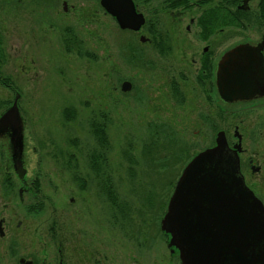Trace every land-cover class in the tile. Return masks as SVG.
Wrapping results in <instances>:
<instances>
[{
    "label": "rangeland",
    "instance_id": "rangeland-1",
    "mask_svg": "<svg viewBox=\"0 0 264 264\" xmlns=\"http://www.w3.org/2000/svg\"><path fill=\"white\" fill-rule=\"evenodd\" d=\"M62 1L65 4L53 0V7L44 12L22 7L12 10L14 0L0 2V48L5 54L0 72L14 80V91L0 84V114L18 92L26 179L35 181L19 204V181L13 174L12 221L28 223L34 246L41 245L47 228L60 230L70 257V238L76 230L108 234L107 245L119 253V244L134 250L135 241L123 236L118 225V213L125 212L132 218L126 229L137 227L135 217L143 219L138 224L146 232L138 240L152 233L158 238L152 251L145 243L137 249L143 264L156 260L179 264L178 255L169 254L159 221L183 169L196 154L215 144L218 131L223 130L231 144L237 141L234 130L238 128L244 149L239 155L241 172L245 183L264 200V98L221 108L212 94L208 104L196 86L197 65L192 63L201 45L190 34H183L188 41L180 46L184 55L169 60L166 48L143 44L139 34L120 29L103 13L99 0ZM158 3L160 7L163 0ZM257 3L248 2L251 12L245 18L246 26L223 28L217 54L239 42L261 39L264 26L256 20ZM160 20L167 29L168 14L161 13ZM143 34L149 37L146 31ZM66 45L72 50L67 51ZM141 54L151 66L140 60ZM180 68L187 78L186 95L177 104L169 92L168 77L169 71L171 76ZM124 80L132 83L128 91L121 90ZM65 107L75 109L74 120L63 119ZM92 120L106 122L104 147L91 132ZM94 153L105 162L92 170ZM2 159L0 204L4 196L1 181L7 177ZM251 166L259 170L253 172ZM104 182L113 186L117 205L102 190Z\"/></svg>",
    "mask_w": 264,
    "mask_h": 264
},
{
    "label": "flooded vegetation",
    "instance_id": "flooded-vegetation-1",
    "mask_svg": "<svg viewBox=\"0 0 264 264\" xmlns=\"http://www.w3.org/2000/svg\"><path fill=\"white\" fill-rule=\"evenodd\" d=\"M55 1L57 2V0ZM58 1L61 2L62 5L64 4V1ZM132 1L136 12L143 15L144 23L137 31L124 30L139 34V40L143 44L151 42L159 50L166 48L165 50L167 51L169 60L173 59L172 56L178 54L184 55L183 52H180L183 48L180 47L181 44H188V41L183 35L184 33L190 34L191 40L197 43L198 46L201 45V50L197 58H193L192 63L193 65H197V75L195 76V80L197 81L196 86L201 89L200 92L203 93L206 103L209 104L212 101V94H214L215 103L221 108L223 104L248 103L264 98V86L262 81V78L264 79V48L262 50L261 59L262 68L260 70L259 63L257 62L259 70L255 66L252 73L253 78L258 84L256 87L254 85L255 88L253 87V90L251 89L252 91H250L251 93L249 95L231 99V97H228L223 92L220 85V78H222V55L225 51L233 47L224 51L220 50L218 54L216 53L217 46L221 45L223 39V8L225 7L231 10L232 17L238 16L239 11H249L250 13L249 0L247 2V9L240 7L243 0H163V4L160 7L158 6V0V5L156 4V0ZM0 2H2V0H0ZM52 2L53 0H14V3L10 4V7H12V10H17V8L22 7L27 11L31 9L33 11L42 10L44 12L53 7ZM234 2V7H231L230 3L233 4ZM101 9L105 15L110 16L116 22L115 18L106 12L102 6ZM161 13L168 14V18L170 19L168 20L169 27H167V29L162 27V22L160 23ZM225 19L227 22L230 20V18ZM227 27L235 28L237 26L231 24ZM145 31L149 34V37L143 34ZM141 37H144V40H141ZM260 40L261 39L255 42L246 40L237 44L250 43L256 45ZM0 42H2L1 36ZM176 45L179 47L176 48ZM4 55V51L0 48V70L4 63ZM141 58L142 54L140 55V60H142L143 63L149 64V62L144 61V58ZM170 68L172 69L171 64H169V70ZM186 82L187 78L182 68L179 69V72L172 73L171 76L169 71V92H171L172 97L177 100V104H181L185 100L186 93L183 85H185ZM0 84L3 88L14 91L13 78L8 74L5 75L3 71L2 73L0 72ZM6 110L0 114V117ZM203 117L207 119L206 115ZM22 132L23 125L20 135L10 124L3 125L0 123V157L3 158V171L7 173L5 180L1 181L2 188L4 189V196H2L3 202L0 204V264H143L141 259L142 255L139 254L137 249H140L141 246H143L142 243H145V246L149 244L152 251L154 247L153 241L154 239L158 240V238L156 235H152L154 234L152 233L150 237L146 236L144 239L138 240V235H141L143 231L144 233L146 232V230H142L141 222L138 224V222L143 219L142 217H135L134 226L136 225L137 227H129L126 229V225L130 223L128 220L131 221L132 218L127 217V213L125 212L118 213V225L124 231L123 236H127L135 241V248L134 250H126L125 245L119 244V249H121L120 253L122 252L121 255L123 256L120 255L119 250H112L110 246L107 245L106 242L109 239V235L104 233L96 234L95 232L84 233L81 232V230H76V232L73 231L72 233L75 234H71L70 238L73 242L70 257L68 253L69 247L65 243L66 238L58 234L61 231L54 227L47 228L41 235V245L34 246L31 244L32 235L28 223H25L23 219L13 223V215H10L13 207V205L11 207V204H13L14 198L13 174L17 176L19 181L17 190L19 204L24 201L25 194L30 192L35 185V181H28L26 179V168L24 166L25 142ZM234 143L235 142L232 141L229 145L232 146ZM243 151L244 149L240 154L243 153ZM248 161L251 163L252 158L248 159ZM249 188L251 189V187ZM103 191L105 193V190ZM254 194L256 195L255 192ZM260 200L264 204V200ZM26 209L30 211V206H27ZM23 212H25L24 209ZM163 216L159 221L160 226ZM150 224H152V222ZM160 230L161 235L165 236L166 247L169 250L170 256L174 257L178 255L179 257L178 249L174 245H170V234L162 230L161 227ZM135 235L136 238L133 239ZM126 251H128L127 254ZM69 260H71L70 263ZM150 263L158 264V261H151ZM171 263L172 261L170 260L168 264ZM179 264H181L180 259Z\"/></svg>",
    "mask_w": 264,
    "mask_h": 264
},
{
    "label": "water",
    "instance_id": "water-1",
    "mask_svg": "<svg viewBox=\"0 0 264 264\" xmlns=\"http://www.w3.org/2000/svg\"><path fill=\"white\" fill-rule=\"evenodd\" d=\"M247 2L240 7L247 9ZM100 4L121 29L137 31L144 23L132 0ZM263 48L264 34L256 45L240 43L224 52L220 85L228 97L247 96L257 86L252 73L255 66L262 68ZM131 87L127 80L121 84L123 91ZM18 98L16 93L0 123L10 124L21 135ZM234 136L237 142L229 146L225 132L218 131L215 144L196 154L175 184L160 227L170 234L181 264H264V204L241 173L242 136L237 127Z\"/></svg>",
    "mask_w": 264,
    "mask_h": 264
},
{
    "label": "trees",
    "instance_id": "trees-1",
    "mask_svg": "<svg viewBox=\"0 0 264 264\" xmlns=\"http://www.w3.org/2000/svg\"><path fill=\"white\" fill-rule=\"evenodd\" d=\"M256 13V20L264 26V0H258L257 3V9L255 11ZM249 11H239V15L232 17V12L229 9L223 8V28L230 26L231 24L237 26V27H244L246 26L245 18L248 17ZM225 18H230V20L227 22ZM66 50L70 51L72 50L69 45H66ZM81 52V51H80ZM62 116L65 121H72L76 118L75 109L72 107H65L62 110ZM105 121L99 122L97 120H92L90 124L91 132L96 139L97 143L100 144L102 147H104L107 143V132H106V125ZM91 161H90V167L92 170H94V167L97 166L99 168V165L101 163H104L105 160L102 155L94 153L91 155ZM96 171V169H95ZM98 171V169H97ZM98 174H101L98 173ZM75 179H79L77 176H75ZM109 180V177H108ZM102 189L105 190L106 196H108L109 200L113 205H117V195L113 189L112 185H109L108 183L104 182Z\"/></svg>",
    "mask_w": 264,
    "mask_h": 264
}]
</instances>
